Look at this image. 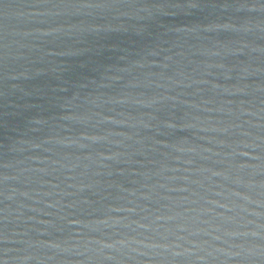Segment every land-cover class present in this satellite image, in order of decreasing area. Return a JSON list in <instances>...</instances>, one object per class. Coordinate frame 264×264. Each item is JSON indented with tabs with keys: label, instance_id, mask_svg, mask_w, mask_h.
<instances>
[{
	"label": "water",
	"instance_id": "obj_1",
	"mask_svg": "<svg viewBox=\"0 0 264 264\" xmlns=\"http://www.w3.org/2000/svg\"><path fill=\"white\" fill-rule=\"evenodd\" d=\"M0 264H264V0H0Z\"/></svg>",
	"mask_w": 264,
	"mask_h": 264
}]
</instances>
